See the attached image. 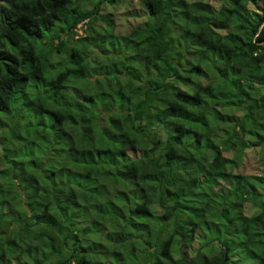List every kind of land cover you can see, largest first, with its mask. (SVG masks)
Returning a JSON list of instances; mask_svg holds the SVG:
<instances>
[{
	"label": "trees",
	"instance_id": "obj_1",
	"mask_svg": "<svg viewBox=\"0 0 264 264\" xmlns=\"http://www.w3.org/2000/svg\"><path fill=\"white\" fill-rule=\"evenodd\" d=\"M0 264H264V0H0Z\"/></svg>",
	"mask_w": 264,
	"mask_h": 264
},
{
	"label": "rangeland",
	"instance_id": "obj_2",
	"mask_svg": "<svg viewBox=\"0 0 264 264\" xmlns=\"http://www.w3.org/2000/svg\"><path fill=\"white\" fill-rule=\"evenodd\" d=\"M210 2L213 4V5H218V3L220 2V0H210ZM133 6H131V4H127L128 8H138L137 6V3L134 1L133 2ZM103 10H102V14L104 15H107L108 12H111V16L113 17L114 19V22H115V26L118 25L120 22H121V19H123V17L126 15L124 14L123 12L125 11L124 10V6L121 3H117L116 5H112V6H108L107 4L103 6ZM124 15V16H121V15ZM123 22L125 23H132V20L129 19V18H124L123 19ZM114 33H118L117 30L115 29L114 30ZM259 171V167H258V164L256 161H253V160H249L246 164H245V167H244V173L245 174H256L257 172Z\"/></svg>",
	"mask_w": 264,
	"mask_h": 264
},
{
	"label": "clouds",
	"instance_id": "obj_3",
	"mask_svg": "<svg viewBox=\"0 0 264 264\" xmlns=\"http://www.w3.org/2000/svg\"><path fill=\"white\" fill-rule=\"evenodd\" d=\"M84 21H85V20H83L82 22H80L79 24L76 25V29H75V31L77 32V35H76V36H82V31H81L80 28L82 27ZM78 25H79V26H78Z\"/></svg>",
	"mask_w": 264,
	"mask_h": 264
},
{
	"label": "built area",
	"instance_id": "obj_4",
	"mask_svg": "<svg viewBox=\"0 0 264 264\" xmlns=\"http://www.w3.org/2000/svg\"><path fill=\"white\" fill-rule=\"evenodd\" d=\"M79 26V25H78Z\"/></svg>",
	"mask_w": 264,
	"mask_h": 264
}]
</instances>
